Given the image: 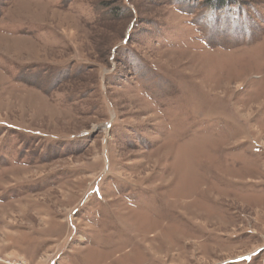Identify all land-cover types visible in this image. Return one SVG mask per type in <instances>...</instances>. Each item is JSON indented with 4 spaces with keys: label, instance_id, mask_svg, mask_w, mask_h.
I'll return each mask as SVG.
<instances>
[{
    "label": "rangeland",
    "instance_id": "1",
    "mask_svg": "<svg viewBox=\"0 0 264 264\" xmlns=\"http://www.w3.org/2000/svg\"><path fill=\"white\" fill-rule=\"evenodd\" d=\"M264 264V0H0V264Z\"/></svg>",
    "mask_w": 264,
    "mask_h": 264
},
{
    "label": "built area",
    "instance_id": "2",
    "mask_svg": "<svg viewBox=\"0 0 264 264\" xmlns=\"http://www.w3.org/2000/svg\"><path fill=\"white\" fill-rule=\"evenodd\" d=\"M20 264H24V261H21Z\"/></svg>",
    "mask_w": 264,
    "mask_h": 264
},
{
    "label": "trees",
    "instance_id": "3",
    "mask_svg": "<svg viewBox=\"0 0 264 264\" xmlns=\"http://www.w3.org/2000/svg\"><path fill=\"white\" fill-rule=\"evenodd\" d=\"M225 0H221V2L223 3Z\"/></svg>",
    "mask_w": 264,
    "mask_h": 264
}]
</instances>
